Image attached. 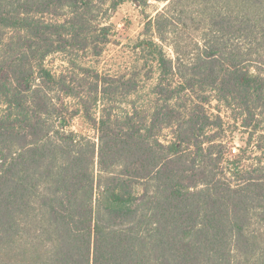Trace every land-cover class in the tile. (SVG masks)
<instances>
[{"label": "trees", "instance_id": "trees-1", "mask_svg": "<svg viewBox=\"0 0 264 264\" xmlns=\"http://www.w3.org/2000/svg\"><path fill=\"white\" fill-rule=\"evenodd\" d=\"M128 1L168 3L135 44L141 69L78 63ZM180 26L200 32L190 62ZM0 52V264H264V157L246 166L206 108L239 112L248 145L264 129V0H0ZM56 54L80 80L46 66ZM70 98L95 140L66 129Z\"/></svg>", "mask_w": 264, "mask_h": 264}, {"label": "rangeland", "instance_id": "rangeland-1", "mask_svg": "<svg viewBox=\"0 0 264 264\" xmlns=\"http://www.w3.org/2000/svg\"><path fill=\"white\" fill-rule=\"evenodd\" d=\"M168 3L151 1L145 8L140 7L133 1H128L120 5L116 11L111 14V17L107 21L108 24L114 28V36L111 39V43L105 47L104 53L99 58L92 57L91 54H80L77 58V62L83 66L92 68L100 75L120 76L132 72L135 68L141 69L143 65L142 58L139 51L136 50L135 44L139 38L143 36L145 23L147 19L155 18V16L164 10ZM45 21L51 22L57 19L51 16H44ZM175 38H171V42L174 48L181 54L182 58L187 62H190L193 56L197 53L198 48L202 46V40L200 32L193 30V28H186L180 26L175 28ZM11 36L9 33L8 38ZM7 42V38L6 41ZM175 49L170 45L166 46V51L170 57H175ZM0 52V58L2 57ZM69 58L64 54H56L49 57L46 60V66L50 68L55 74L69 73L81 78V71H75L72 69L69 63ZM141 60V61H140ZM156 72V68L149 69L148 65L142 68V77H139L141 84H144L142 90L141 100L148 98V87L151 84H155L156 74H151L150 79H143L146 72ZM74 72V73H73ZM67 105L66 116L68 119L67 130L73 131L80 136L88 137L93 140L97 137L96 129L85 119L84 114L80 113L75 117H71V112L77 109V103L73 99L65 100ZM207 110L215 115H221L225 124L227 146L231 149V152L236 153L243 148L242 158L244 164L250 165L257 162L263 156L260 151V146H264V129L258 134H254L252 144L248 145L247 142L250 139L248 131L243 129L242 120H236L235 118H241L239 112L231 111L224 105L219 104L215 100H212L207 105ZM234 136H238V139H232ZM163 141L172 139V131L165 130L162 136ZM234 144H230V143ZM236 150V151H235ZM230 154V153H228ZM232 154L228 156L231 159ZM256 231V227H253ZM264 232H260L264 241Z\"/></svg>", "mask_w": 264, "mask_h": 264}]
</instances>
